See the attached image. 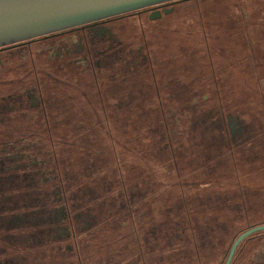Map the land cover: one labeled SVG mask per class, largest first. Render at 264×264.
I'll use <instances>...</instances> for the list:
<instances>
[{
  "label": "rangeland",
  "instance_id": "1",
  "mask_svg": "<svg viewBox=\"0 0 264 264\" xmlns=\"http://www.w3.org/2000/svg\"><path fill=\"white\" fill-rule=\"evenodd\" d=\"M160 8L161 17L156 20L126 14L115 24L118 36L105 23L85 29L84 39L94 63L104 75L116 79L114 92L120 93L117 108L124 113L122 133L112 123L116 114H107L110 108L105 113L106 128L120 137L123 146L114 147L125 156L124 167L140 171L143 177L128 182L129 199L112 191L113 198L107 203L98 198L99 192L93 188L70 193L71 217L80 233L76 236H81V253L85 257L90 252L83 249L90 246L96 252L99 248L112 249L110 255L105 251V258L112 263L121 260L129 253L122 250L120 241L126 229L139 235L150 231V241L144 243L148 245L146 252L151 246L155 248L154 234L159 227L167 228L164 219L171 210L181 209L187 196L192 209L203 204L212 212L226 200V210L221 212L226 216L236 200L229 193H215L217 187H222L219 179L228 177V170L241 175L243 195L249 202L243 216L235 218L229 227L264 225V0H183ZM110 45V53L101 57L100 53ZM81 49L78 41L66 51ZM44 50H48L46 45L32 46L33 54ZM21 61L19 57L15 63ZM13 63L9 58L8 64ZM79 92L76 99L84 103L86 91L79 88ZM88 109L79 107L76 118L80 125L96 121ZM103 134L92 135V146L95 151L108 153L113 148ZM157 135L167 137L168 143L150 147L149 142L155 141ZM19 164L17 168L22 169ZM21 172L18 170L9 180L8 175L0 178V189L19 187L33 196L21 199L13 195L10 201L0 196V209L27 204L38 210L6 219L1 216L0 225L53 230L60 250L70 252L72 240L66 209L60 205L61 190L37 186L39 177L34 182H22ZM235 189L232 178L223 187V191ZM35 201H42L40 207ZM229 227L224 230L229 231ZM181 244L168 241V251L155 249L145 262L195 264L191 259L177 258L184 252L178 250ZM229 244L227 241L216 252L207 245L210 250L203 252L199 264H220ZM245 251L234 264H264V236L246 244ZM132 260L140 263L137 256L129 257L128 261L133 263Z\"/></svg>",
  "mask_w": 264,
  "mask_h": 264
},
{
  "label": "trees",
  "instance_id": "2",
  "mask_svg": "<svg viewBox=\"0 0 264 264\" xmlns=\"http://www.w3.org/2000/svg\"><path fill=\"white\" fill-rule=\"evenodd\" d=\"M70 33L71 31H67L52 36L50 39L61 40L62 38H67V41L71 42L75 38ZM56 66L63 67L66 77L70 76L74 84L73 81L66 83L56 82L50 76V70ZM43 67L49 69V71H45V76L49 77L48 80L46 79L48 88L51 90L53 87L54 90L58 91L56 98L58 99L59 112L53 121H44L42 125L38 126V133L28 138V142L33 143L35 146L37 144L42 148L43 154L40 155V159L45 161L44 168L41 167L44 169L45 175L55 176V182L58 183L62 195L68 196L70 193L77 192L80 189L89 188L92 190L93 188L99 192L98 198L106 200L107 203L113 198L112 191L114 193L118 192L116 195L120 194L124 198L127 197L129 199L128 182H134L143 177L140 171L138 172L135 169L130 171L124 167L125 156L122 151H117L114 147V145L123 146L120 142V137L116 136V133H109L106 128L107 118L105 116L107 114H116L115 118L117 119L113 120L112 123H114V128L118 132L122 133V126L125 124L124 113L123 111H118L117 108L120 102V93L119 91L117 93L114 92L116 79L109 77L100 79V75L97 72L84 68L79 63L70 64L67 56H62L59 59L47 58ZM69 69L70 71H68ZM79 88L86 91L83 95L85 98L84 103L76 99L80 93ZM86 106L89 107V111L95 114L94 119L96 121L94 123L89 121L80 125V121H77L76 118L77 113L79 114L80 112L79 107ZM219 109H221V104H219ZM99 111L101 112V117L97 118ZM106 111H108L107 114H105ZM225 116L223 114V117ZM159 129L160 127H158ZM109 130L111 131V129ZM103 131H105V134L102 133ZM98 132H101L109 140L111 148H113L108 153L95 151L92 146L95 143L92 135H98ZM161 142L168 143L167 137L161 138L160 135H157L156 140L150 141L149 145L150 147L159 146ZM228 171L226 179H223V177L219 179L222 187H217L218 192L215 195H223L224 193L233 195V200L236 201H233L232 211H229L230 213L226 216L221 213L226 210V203L224 204L226 200L220 202L219 207L214 209L215 212H212L211 208H206L203 204L197 205V208L192 209L191 205L193 203L187 196L182 202L181 209L171 210L166 216L167 218L164 219L168 223L167 228L166 226L163 229L159 227L154 234V236L156 235V239L154 237L155 242H152L155 245L154 250L164 251L163 249L167 247L165 245L168 241L182 243L179 247L184 246L178 247V250H183L184 252L179 253L177 258H185L188 261L191 259L192 262L196 261L195 264H199L203 252L210 250L207 245L213 246L212 249L216 252L219 248H222L224 243L230 241L220 264L225 263L234 240L249 228L257 226H248L245 229H239L235 226L229 227L235 221V218H241L242 214L247 211L249 202L246 200V196L243 195L241 175L234 170ZM231 178L236 189L234 191H223V187L229 185ZM45 187L48 188L46 185ZM170 216L171 218H169ZM262 224H264V221ZM225 227H229L230 230H224ZM149 233L150 231L139 235L129 229L125 230L124 235L121 233V244L123 246L131 245L133 248L125 257L129 259V257L135 258L137 256L141 262L139 264H143L145 257L148 256V251L146 252V246L148 245L145 244L150 241ZM262 236H264V231L254 233L244 239L237 247L231 264L238 261L240 255L246 252V244ZM112 242L108 245L112 244ZM100 249L102 248H99L97 252L94 249L90 252V258L94 257L93 261H99L102 258V250L100 251ZM168 249L166 248L167 251ZM144 263L147 264V262Z\"/></svg>",
  "mask_w": 264,
  "mask_h": 264
},
{
  "label": "flooded vegetation",
  "instance_id": "3",
  "mask_svg": "<svg viewBox=\"0 0 264 264\" xmlns=\"http://www.w3.org/2000/svg\"><path fill=\"white\" fill-rule=\"evenodd\" d=\"M164 4L167 3L151 6L132 12L131 14L136 13L139 19L147 17L148 20H156L161 17L162 9L160 7ZM158 13L159 17L150 19L151 16H156ZM125 15L104 19L45 37H38L32 40L0 47V178L8 175L6 179L9 180L11 176L17 174L16 172L18 170H21L22 172L19 175L24 177H21L22 182L28 179L34 182L35 177H39L38 179L40 180L37 186L46 185L48 189L59 188L58 183L55 182V176H46L44 169L41 168H44L45 165V161L40 159V155L43 154L42 148L37 144L35 146L33 143L28 142V138L38 133V126L42 125L44 121H53L59 112L57 106L58 99L56 98L58 91L54 90L53 87L51 90L48 88L46 79L48 80L49 77L45 76V71H49V69H45L43 65L47 58L59 59L62 56H67L70 64L79 63L83 65L84 68L91 69L95 73L97 72V74L100 75V79L107 78V76L101 72L102 69H100V66L97 67L94 63L95 58L90 54L91 49H89L88 43L86 39H84L86 38L85 29L89 25L105 23V25H110L113 29V33L116 34L117 32L114 29L116 27L115 24L123 19ZM67 31H71L70 35L75 38L73 41L68 42L67 38H62L61 40L50 39L52 36ZM115 36L118 35L116 34ZM78 41L81 42L82 49L67 53L66 50L73 48ZM104 43L106 42H103V44ZM37 45H46L48 50L33 54L32 46ZM111 45L114 47L113 43ZM111 45L110 48L108 47L107 50L100 53L101 57L102 55L110 53L109 50L112 49ZM60 49V54H57L56 50ZM11 51L14 52L12 56L9 54ZM19 57H21L22 61L15 63ZM9 58L14 62V66L8 64ZM68 71H70V69ZM50 73V76L56 82L61 81L66 83L73 81L70 76L66 77L63 67H53ZM18 164L22 166V169L17 168ZM32 175L34 176L29 178ZM8 191L10 192L8 193ZM13 195L21 196V199H23L24 196L27 197V199L33 196L28 194L26 189L24 190L19 187H9L6 189L4 186H1V197L8 198L10 201ZM71 195L72 194L60 196V205H63L66 209V225L70 232V240H72L71 248L73 249H71L70 252H67L64 248L60 250L61 246L59 245V240L54 238L55 233L53 230L44 232L42 228L34 226L11 227L6 225L5 227L1 223L0 264L9 262L13 264H93L95 262L97 264H138L134 263L133 260V263L128 260H123L126 255L122 256L121 260L112 263L105 258V251L110 255L112 249L102 248L103 255L99 261H93L94 259L90 258L91 253L89 252L93 250L90 246L87 249H83L89 251L88 257H85L81 253V246H83L81 243V236L77 238L76 235H80V233L77 232L74 226L75 222L71 217ZM40 203L35 201V205L38 207H40ZM37 210L36 207L27 206V204L9 208L5 211L0 209V219L1 216L3 219H6L11 218V215L17 214L22 216L25 215L26 212H35ZM122 245L123 244H121V246ZM132 249L131 245L122 246V250H125V252L127 250L131 251ZM121 253L122 252L118 253V256ZM153 253L154 246H151L148 249V256ZM144 262L143 264H145ZM147 264L155 263L152 260H150V262L148 260Z\"/></svg>",
  "mask_w": 264,
  "mask_h": 264
},
{
  "label": "water",
  "instance_id": "4",
  "mask_svg": "<svg viewBox=\"0 0 264 264\" xmlns=\"http://www.w3.org/2000/svg\"><path fill=\"white\" fill-rule=\"evenodd\" d=\"M175 1L183 0H0V47ZM157 17L159 13L150 19ZM261 231L264 225L241 233L224 264H231L244 239Z\"/></svg>",
  "mask_w": 264,
  "mask_h": 264
}]
</instances>
